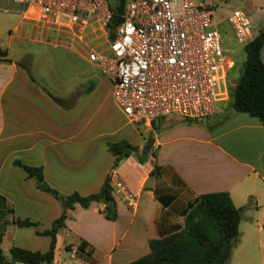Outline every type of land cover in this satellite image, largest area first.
<instances>
[{"label":"crops","instance_id":"crops-1","mask_svg":"<svg viewBox=\"0 0 264 264\" xmlns=\"http://www.w3.org/2000/svg\"><path fill=\"white\" fill-rule=\"evenodd\" d=\"M233 2L250 18L256 38L264 31V0ZM9 7L7 0H0V50L5 59L0 62V209L13 212L14 226L17 219H28L37 225L30 228L38 237V233L50 230L63 212L53 195L39 190L36 182L14 165L20 161L43 168L46 183L64 197L97 194L108 178L111 186L115 183L112 173L116 171L134 199L132 207L124 194L112 192L115 220L106 218L104 204L93 203L88 209L76 205L57 235L55 262L66 263L60 255L65 248L70 255L79 254L76 264H132L151 254L152 241L184 226L183 212L191 203L203 195L221 192L230 195L236 208L250 205L240 224V240H254L262 250L264 126L257 118L221 111L219 102L209 122H218L222 116L230 119L213 131L206 125L208 120L195 124L177 118L160 121L154 128L146 127L152 133L139 149H145L151 138L154 142L148 153L140 159L134 155L122 160L116 167L117 158L110 152L108 140L114 133L101 129L93 118L101 107L94 97L98 89L95 80H100L94 71L99 69L79 55L87 68L77 64L69 74L64 73L68 62L62 58L54 61L43 47L51 46L48 41L57 35L29 27L23 18L20 24L11 23L6 19L9 12L3 10ZM29 44L42 47L38 74L36 64L30 63ZM262 60L264 63V48ZM57 62L64 72L58 71ZM70 82L74 97L66 103L61 101L68 94L63 87ZM65 107L66 111L61 109ZM84 111L92 115L86 123L79 117ZM172 123L178 124L170 127ZM123 139L131 144L128 138ZM6 225L4 217L0 223L2 245L7 239ZM64 234L76 238L78 245L66 241ZM82 241L89 246L78 253Z\"/></svg>","mask_w":264,"mask_h":264},{"label":"built area","instance_id":"built-area-1","mask_svg":"<svg viewBox=\"0 0 264 264\" xmlns=\"http://www.w3.org/2000/svg\"><path fill=\"white\" fill-rule=\"evenodd\" d=\"M7 1L10 7L4 11L21 14L29 27L54 33L57 37L49 43L99 69L111 82L113 102L130 125L154 128L162 120L215 116L223 96L219 87L234 64L223 52L222 33L203 1L124 0L122 22L113 36L108 0ZM228 23L239 44L255 39L250 18L241 9ZM114 180L112 192L124 194L134 207L116 171ZM70 259L63 264L75 263L76 254Z\"/></svg>","mask_w":264,"mask_h":264},{"label":"trees","instance_id":"trees-1","mask_svg":"<svg viewBox=\"0 0 264 264\" xmlns=\"http://www.w3.org/2000/svg\"><path fill=\"white\" fill-rule=\"evenodd\" d=\"M108 2L113 12V36V31L122 22L125 2L124 0H108ZM263 48L264 31H261L253 41L244 47L246 61L240 79L230 94V112L247 114L252 118H257L264 126ZM1 53L0 62H4L3 52L1 51ZM213 117L201 119L208 120L206 125L209 126L210 131L224 125L230 119L222 116L218 122L210 123L209 119ZM199 121L181 120V122L188 124H195ZM177 124L172 123L170 127ZM153 142V139L149 138L144 149V155L148 153ZM110 152L117 158L116 167H118L122 160L139 154L140 149L128 141H121L112 144ZM141 162L144 160L142 159ZM14 165L22 168L26 172L27 179L34 180L39 190L53 195L61 203L63 212L50 230L38 233V235L49 237L51 240L50 247L45 253L14 246L9 250V259H7L1 250L3 239L1 232L0 264H54L57 235L61 229L65 228L68 213L76 205L88 209L93 203L104 204L106 205V218L109 220L117 218L116 202L112 195L110 178L106 180L101 191L97 194L83 197L78 193H73L64 197L46 183L43 168L26 166L20 161H15ZM249 207L248 204L244 208H236L230 195L225 192L203 195L191 203L188 209L183 212L185 220L184 226L180 230L162 239L152 241L150 243L151 254L132 264H229L233 250L241 238L239 228L244 212ZM14 222L20 228L37 226L28 219H17ZM88 246L87 242L82 241L78 247V253H84Z\"/></svg>","mask_w":264,"mask_h":264},{"label":"rangeland","instance_id":"rangeland-1","mask_svg":"<svg viewBox=\"0 0 264 264\" xmlns=\"http://www.w3.org/2000/svg\"><path fill=\"white\" fill-rule=\"evenodd\" d=\"M203 1L207 6H209L213 12V18L215 25L218 26L219 30L222 33V49L225 54V56L231 60L234 63V68L232 70H227L225 73L224 80L222 81L219 91L220 93L227 92L222 96V100L220 102V110L221 111H230V94L232 93L233 89L235 88L237 82L240 79L241 72L243 70L245 61H246V54L244 51L243 45L239 44L237 40L235 39V36L233 34L232 28L230 24L228 23L229 17L234 13V11L237 9V6L233 0H200ZM0 13H3L0 11ZM7 17V16H4ZM10 19V22L15 21V24L22 23V15L17 12H9L8 18ZM7 21V20H6ZM63 22H66L67 20H62ZM8 23V25L10 24ZM7 24V22H6ZM35 30V29H34ZM19 34V31L17 32ZM10 36V34H7V37ZM18 44V43H17ZM16 43L12 46L13 54L15 53ZM28 54L30 55V63L33 62L36 64L35 72L36 74L39 73V58L40 54L42 53L39 51V46L35 45H27ZM46 54L52 57L54 61H57L59 59H64L68 62V69L64 72V68H60L58 62L57 68L58 71L64 72V73H70L72 71V67H75L77 64H85V68H87L86 62L82 58L79 57L78 54L71 53L66 49L61 48H55V45L51 46H43ZM103 48L106 49L107 46L103 45ZM59 49V50H58ZM49 57V58H50ZM73 63V64H71ZM55 71V69H54ZM98 77L99 81L95 80L96 86H98L97 92L95 93L94 97L95 99H98V101L101 103V107L99 110H95L94 122L98 123L101 129L108 128L107 130L114 133V135L108 140H110L111 144L119 143L121 141H124L123 138H128L130 140L131 144L136 147H143L146 143L145 138L150 134L151 131H147L145 126H133L130 125L126 118H124L118 108L115 106L113 99H112V84L111 82L101 74V72L95 70L94 71ZM72 82L68 83L63 88L68 90V94H66V98H62L61 101L66 103H70L73 99L74 90L71 89ZM90 86V83L86 84L84 88H87ZM63 89V90H64ZM52 90V89H51ZM62 110L66 111L67 107L61 108ZM86 111V110H85ZM83 112L79 114V117L83 119L85 123L89 121L90 117L92 115H88L87 112ZM138 130V132H137ZM151 135V134H150ZM123 139V140H122ZM144 155V149L140 150L139 154L137 156L139 159L143 157ZM9 209H0V223L4 219L8 222V225H6V228L8 230L7 239L4 241L1 250L2 254L7 258L9 256V249L11 246L21 247L25 248L27 250L33 251V252H46L48 251L50 247L51 240L48 237L45 236H36V232L34 228H24L21 229L18 226L13 225V212L8 214ZM2 215V216H1ZM2 217V219H1ZM51 228V227H50ZM256 235V234H254ZM66 241L73 244V246L78 245V240L76 238L69 236L67 237L65 234L63 235ZM264 244V241H263ZM258 243L254 240L244 241L239 240L237 246L233 250L232 258L230 260L229 264H264V247L262 250L258 247ZM72 247L69 248L71 250ZM61 260L62 262L70 263L72 262L70 259V254L65 248H62L60 251ZM76 258L79 259V254L76 256ZM8 259V258H7ZM77 261V260H76ZM54 264H62L59 260L58 262H55ZM73 264H76V262Z\"/></svg>","mask_w":264,"mask_h":264},{"label":"water","instance_id":"water-1","mask_svg":"<svg viewBox=\"0 0 264 264\" xmlns=\"http://www.w3.org/2000/svg\"><path fill=\"white\" fill-rule=\"evenodd\" d=\"M114 212H115V211H114ZM114 212H113V213H114Z\"/></svg>","mask_w":264,"mask_h":264}]
</instances>
